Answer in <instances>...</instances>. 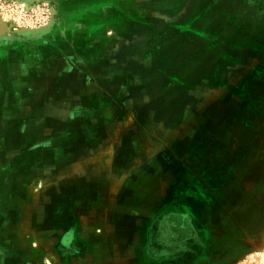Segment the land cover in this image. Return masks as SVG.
I'll return each mask as SVG.
<instances>
[{"label":"rangeland","instance_id":"1","mask_svg":"<svg viewBox=\"0 0 264 264\" xmlns=\"http://www.w3.org/2000/svg\"><path fill=\"white\" fill-rule=\"evenodd\" d=\"M93 8L88 0H0V17L6 28L3 38L24 40L30 36L18 32L40 29L54 20L79 26L89 12L94 14ZM132 13L130 4L119 12L128 35H133L127 27L133 19L142 23L150 16L155 26L134 31L139 38L151 35L147 47L123 41L118 44L122 49L119 60H114V44L108 43L105 50L106 66L123 71L118 86L122 123L117 124L120 127L117 131L111 132H117V137L88 138L84 124L77 123L80 108L65 106L64 95L57 105L31 111L28 108L27 133L22 131V137L6 138V152L0 150V176L6 166V179L11 174L12 180H17L22 178L18 168L27 167L26 171L22 170L28 175L24 194H39L45 199L52 189L59 188L60 195L66 193L68 161L72 163L71 173L74 169L82 172L78 166L85 157L92 168H98L102 162V167L108 168L106 173H113L114 177L126 173L124 169L122 172L111 169L118 161L152 162L153 170L144 171L151 179L145 191L149 190L155 199L150 205L154 204L155 215L162 208L171 207L172 211L176 209L192 216L201 231L199 264H264V50L259 51V47L264 49L263 41L253 43L250 51L234 50V59L215 61L214 69H224L223 74H205L206 64L202 66L198 62L202 67H195L194 36L189 34L181 40L176 34L181 26L178 11L153 9L133 17ZM2 28L0 23V32ZM81 30L80 27V33ZM41 35L36 36L42 38ZM166 36L175 41H166ZM176 55H179L176 63L183 58V72L172 62ZM187 56L191 60L185 67ZM221 62L223 66L219 65ZM107 77L106 118L110 124L116 114L115 92L110 76ZM110 78L114 80V76ZM91 107L94 114L103 110L96 105ZM44 113L48 115L44 117L56 118L53 128L58 133L53 137L48 127L42 130L35 123ZM73 124L75 135L70 138L67 131ZM89 150L102 152L89 156L93 153ZM53 166L59 168L52 172ZM104 172L90 170L95 176ZM13 188L19 191L18 185ZM75 200V215L69 220L74 229L78 224L82 227L83 222L78 213L83 203L79 202L81 199ZM33 205L21 204L20 214L28 216L35 208H31ZM65 205L48 202L45 210L53 212L54 222L66 223ZM163 222L156 223L160 238H164L161 228L168 227L167 221ZM174 222L183 226L181 221ZM200 226L210 233V239ZM154 240L158 238L154 236ZM0 258L6 259L4 250L0 251Z\"/></svg>","mask_w":264,"mask_h":264},{"label":"crops","instance_id":"2","mask_svg":"<svg viewBox=\"0 0 264 264\" xmlns=\"http://www.w3.org/2000/svg\"><path fill=\"white\" fill-rule=\"evenodd\" d=\"M88 4L93 5L94 14L89 12L82 25L71 27V24L54 20L42 38L35 35L24 40H5L4 36L0 39L3 48V55H0V150L6 152V138L22 137V131L27 133L28 108L31 111L57 105L64 95L65 106L80 108L77 123L84 124L88 138L117 137V132H111L117 131L120 128L117 124L122 123L118 86L123 71L106 66L105 50L108 43L114 44V60H119L122 49L118 44L123 41L130 40L134 45L140 43L141 47H147L151 35L141 34L139 38L134 31L155 26L154 18L150 16L142 23L133 19L127 25L133 35H128L119 15L124 5L130 4L132 17L153 9L178 11L181 26L176 34L181 40L189 34L194 36L195 67L200 66L198 62L202 66L206 64L205 74H223L221 70L224 69H214L215 61L234 59V50L250 51L253 43H264V0H88ZM187 26L193 29H187ZM166 37L168 42L175 41ZM231 43L235 45L230 46ZM261 49L264 50L259 47V51ZM178 58L179 55L173 56L172 62L183 72V58L176 63ZM190 60L187 56L185 67ZM191 74L195 73L192 71ZM108 75L114 76L113 81L110 77L109 80L114 84L116 108L115 120L110 124L107 123L105 101ZM92 105L103 107L102 112L94 114ZM94 115H98V119H94ZM44 116L48 115L44 113L35 123L42 130L48 127V133L53 137L58 133L53 128L56 118ZM75 124L71 129L68 127L70 138L75 135ZM89 151L93 152L89 156L102 152ZM82 158L81 164V160L78 161V169L82 168V172L74 169L71 173L72 163L67 162L66 193L60 195L59 188L52 189L45 199L39 194H24L28 175L22 170L26 171L27 167L18 168L22 178L17 180H12L11 174L6 179V166L2 168L0 251L6 252V259L0 258V264H199L202 260L199 250L202 247L201 231L192 216L184 211H172L171 207L162 208L163 211L159 210L155 215L154 204L150 205L155 199L149 190L145 191L144 187L150 185L151 179L144 171L153 170L152 162L123 164L118 161L111 169L115 172L124 169L126 173L114 177L113 173H106L108 168L102 167V162L98 163V168H92L87 158ZM57 167L50 170L53 172ZM89 169L105 172L95 176ZM16 185L18 192L13 188ZM142 191L146 193L142 194ZM76 198L83 203L82 211H78L83 222L82 227L78 224L74 229L69 220L75 215ZM25 202L34 204L31 208L35 207L28 216L19 212L20 205ZM48 202L66 204L67 224L53 221L56 216L45 210ZM163 221H167L169 228L165 225L161 228L164 238H160L156 223ZM174 221H181L183 226ZM200 229L203 230L201 226ZM206 231L210 239L211 235ZM154 236L158 240H154ZM196 251H199L197 257Z\"/></svg>","mask_w":264,"mask_h":264},{"label":"water","instance_id":"3","mask_svg":"<svg viewBox=\"0 0 264 264\" xmlns=\"http://www.w3.org/2000/svg\"><path fill=\"white\" fill-rule=\"evenodd\" d=\"M53 14L56 15V12H54ZM0 23L2 24V27H3L1 32H0V39H1L2 36L4 35L5 29H6L5 23L3 22L1 17H0ZM51 25H52V22L48 26H45V27L40 28V29H24L21 32H18V34H20L21 36H35V35L44 34L45 32H47L50 29Z\"/></svg>","mask_w":264,"mask_h":264}]
</instances>
